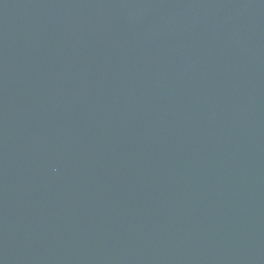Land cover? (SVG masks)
Masks as SVG:
<instances>
[{
    "label": "water",
    "instance_id": "95a60500",
    "mask_svg": "<svg viewBox=\"0 0 264 264\" xmlns=\"http://www.w3.org/2000/svg\"><path fill=\"white\" fill-rule=\"evenodd\" d=\"M0 264H264V0H0Z\"/></svg>",
    "mask_w": 264,
    "mask_h": 264
}]
</instances>
